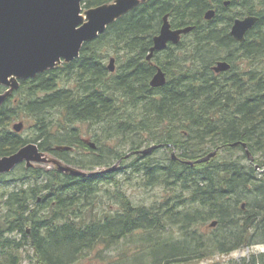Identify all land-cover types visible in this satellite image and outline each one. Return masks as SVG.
I'll use <instances>...</instances> for the list:
<instances>
[{
  "label": "trees",
  "instance_id": "16d2710c",
  "mask_svg": "<svg viewBox=\"0 0 264 264\" xmlns=\"http://www.w3.org/2000/svg\"><path fill=\"white\" fill-rule=\"evenodd\" d=\"M113 1L82 4L89 9ZM211 8L216 14L207 20ZM166 14L174 28H195L148 60ZM250 14L260 19L238 42L232 24ZM111 51L113 72L106 64ZM223 59L231 69L216 73L213 65ZM157 66L167 74L160 88L150 84ZM17 120L29 135L14 131ZM85 124L99 126L93 128L99 147L81 139L79 125ZM30 142L83 169L119 160L121 170L142 174L147 185L164 183L169 195L137 205L116 178L120 168L77 177L21 163L0 175V264H23L25 252L40 264H78L89 257L128 264L130 254L146 264H178L264 241V155L257 158L264 154V0L143 1L84 43L73 61L20 80L0 107V157ZM150 144L171 153L166 164L152 160L161 148L135 153ZM56 145L73 149L56 151ZM77 148L93 153L79 158L73 156ZM215 149L224 154L193 166L183 162ZM238 149L243 155H235ZM106 195L110 203L103 207ZM209 220L218 221L214 234L193 229ZM175 229L184 241H172ZM140 235L131 241L135 249L122 245ZM248 264H264V253L253 254Z\"/></svg>",
  "mask_w": 264,
  "mask_h": 264
},
{
  "label": "water",
  "instance_id": "95a60500",
  "mask_svg": "<svg viewBox=\"0 0 264 264\" xmlns=\"http://www.w3.org/2000/svg\"><path fill=\"white\" fill-rule=\"evenodd\" d=\"M143 1L147 0H114L111 3L89 8L83 13L82 0H0V85L9 87L5 93H0V107L12 90L20 87L21 79L36 77L39 73L56 67L63 62L73 61L80 56L84 43L92 41L117 19L133 10ZM229 1H226V5ZM216 14L214 8L209 9L205 18L211 20ZM257 15H246L234 20L230 34L238 42L246 39L247 32L259 21ZM195 28L189 25L174 28L170 22L169 14L163 18L160 32L154 37V44L147 56L153 58L155 51H162L170 43L178 44L183 34L190 33ZM116 58L111 57L109 69L116 70ZM231 63L226 60H218L213 66L217 73L231 69ZM167 82V74L162 67L157 66L150 84L154 88H160ZM24 121L13 124L16 132L24 130ZM96 148L95 143H88ZM234 142L231 146L238 145ZM248 157L254 162L255 157L248 149L247 143L242 144ZM161 144H153L146 148L138 149L136 154L149 155L160 148ZM69 145H56L54 150H71ZM215 149L205 157L196 161L186 160V164L194 165L210 160L218 154ZM45 151L41 150L35 142H30L17 152L0 157V175L13 171L19 164L26 163L32 167L34 163H47L50 161ZM127 156H130L128 154ZM173 158L177 159L176 152ZM58 169L72 176H84L88 174L82 169L71 165L53 161ZM119 163L104 170V172L116 171ZM257 168H260L257 165ZM97 174V173H92ZM217 220L212 221L211 226L217 225Z\"/></svg>",
  "mask_w": 264,
  "mask_h": 264
},
{
  "label": "rangeland",
  "instance_id": "374dc122",
  "mask_svg": "<svg viewBox=\"0 0 264 264\" xmlns=\"http://www.w3.org/2000/svg\"><path fill=\"white\" fill-rule=\"evenodd\" d=\"M236 11L240 12L241 9L240 7H236L235 9ZM86 9L83 7V13H86ZM241 16H245V15H241ZM239 16V17H241ZM111 54L107 57L106 59V64L109 65L110 63V58L111 57H115V53H113L112 51L110 52ZM223 55H225V53L223 52ZM243 64V60L240 59L238 60V65H242ZM115 66H117V63L115 62ZM9 87L6 86H0V93H5L9 90ZM15 92V90L11 91V94H13ZM17 95L14 94V97H16ZM19 120H17L16 122H18ZM81 130H82V134H81V139L84 140L86 143H95L97 145V147H99L98 143L95 140L94 137V129H98L99 126L98 125H94L93 128H91L89 125L85 124V125H79ZM24 136L29 135L27 131L23 130L22 131ZM116 144V143H115ZM114 144V145H115ZM151 145V144H150ZM149 145H144L142 148H145ZM103 150L105 149L104 144H102ZM105 151V150H104ZM238 151V152H237ZM235 155H243V152L241 150H237ZM124 152L128 153L129 152V147L124 148ZM90 155L91 153H93V151L91 150H83V149H75L73 156H78L79 158H85L83 155L84 154ZM177 154H180V151H177ZM221 154H224V152L221 151ZM46 157L50 160L47 163H34L33 167H42V168H50L55 166V163L53 162L55 161H59L61 163L66 164V162L61 159L59 156L54 155L50 152H46L45 153ZM262 155H264L263 153H259L257 154V158H259L260 160H262L263 158L261 157ZM171 153L166 154V151L164 148L159 149L154 155L152 160L155 161H160L163 164H166L167 161L170 159ZM119 160H113L109 165H99V166H94L92 168V170H102L104 168L107 167H111L114 164H116ZM166 161V162H164ZM256 163H260V161H256ZM74 167H78L81 168L77 165H72ZM120 167H122V165H120ZM261 173V174H260ZM264 173V168L259 170V176L261 177L262 174ZM116 178L119 179L121 181V186L123 187V189L127 192L128 196L131 197L133 203L135 204H152L153 202H157V200H164L165 198L168 197L169 195V188L166 187V185L164 183H157L155 185H147V180H145V177L142 174H137L135 172H133L130 168H126L120 170L117 172L116 174ZM110 186V185H109ZM10 188L13 187V185L9 186ZM101 187V186H100ZM108 187V184L104 183L103 187L101 188L100 191V195H102L103 192L106 193V188ZM114 187V186H112ZM104 202L105 204L103 205V207L107 206L108 203H110V201L107 199V195L104 197ZM213 220H209L208 222H206L203 225H195L193 227V229L198 230L200 233H212L214 234L216 231L215 228L210 227L209 228V224L212 222ZM201 228V229H200ZM166 237H170L171 234L167 235ZM141 235L139 237H132V238H126L123 239V243L122 245H125L127 248H134L136 245L131 242L133 239L134 240H138L140 239ZM172 241L174 242H182L185 240L184 236L181 235L176 229L174 230V233L172 234ZM174 239V240H173ZM201 240V239H200ZM135 249V248H134ZM32 255V252H25L27 258L24 260L23 264H40L36 261V259L34 258V256H28V254ZM152 251L151 249H148V254H151ZM264 253V241L261 240L260 242H258L257 244H253V245H244L242 247H240L239 249L227 252V253H220L218 251V249H216L214 251L213 254H211L210 256L203 258V259H194L193 261L190 262H182V263H178V264H248L250 263V259L253 256V254H261ZM149 256V255H148ZM133 254L128 255V264H146L145 263V259L142 260H135ZM90 259H85L82 262L78 263V264H102L101 261H96L93 260V258L89 257ZM151 261V256L147 258V263H150Z\"/></svg>",
  "mask_w": 264,
  "mask_h": 264
},
{
  "label": "bare ground",
  "instance_id": "6f19581e",
  "mask_svg": "<svg viewBox=\"0 0 264 264\" xmlns=\"http://www.w3.org/2000/svg\"><path fill=\"white\" fill-rule=\"evenodd\" d=\"M230 2V1H229ZM141 5V4H140ZM219 10V9H218ZM199 42V41H198ZM246 47V46H245ZM153 77V76H152ZM244 82V81H243ZM146 89V88H145ZM243 144V143H242ZM201 153V152H200ZM142 157V156H141ZM179 162V161H178ZM177 172V171H176ZM238 180V179H237ZM183 198V197H182ZM245 202V201H244ZM242 203V202H241ZM245 204L242 205V207H244ZM216 227V226H215ZM199 248V247H198Z\"/></svg>",
  "mask_w": 264,
  "mask_h": 264
},
{
  "label": "flooded vegetation",
  "instance_id": "af4514ba",
  "mask_svg": "<svg viewBox=\"0 0 264 264\" xmlns=\"http://www.w3.org/2000/svg\"><path fill=\"white\" fill-rule=\"evenodd\" d=\"M89 170V169H88Z\"/></svg>",
  "mask_w": 264,
  "mask_h": 264
}]
</instances>
